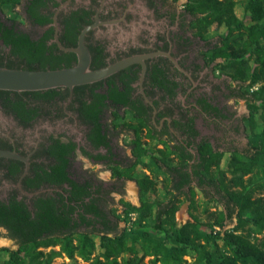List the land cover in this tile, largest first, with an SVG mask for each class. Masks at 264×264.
<instances>
[{
	"label": "flooded vegetation",
	"instance_id": "1",
	"mask_svg": "<svg viewBox=\"0 0 264 264\" xmlns=\"http://www.w3.org/2000/svg\"><path fill=\"white\" fill-rule=\"evenodd\" d=\"M27 1L21 4L25 24L14 20L33 41L45 38L47 70L78 63V56L68 50L78 48L86 29L92 70L146 57L142 83L143 65L134 63L99 82L77 85L73 91H0V151L17 156H0V214L13 230L32 229L33 223L45 224L50 207L57 213L73 209L72 224L77 221L80 230L103 229V216L105 225L112 224L110 201L120 192L112 184L111 167L115 161L128 164L122 151L131 133L126 127H112L115 114L122 118V125L138 116L148 126L144 135L151 131L158 142L186 148L192 156L202 140L215 148L200 130V124L228 120L218 94L226 92L227 97L228 84L216 86L208 76L209 68L218 71L217 62L209 64L205 56L215 44L195 35L192 18L184 7L172 8L173 0H45V25L29 17ZM116 99L118 105L113 104ZM203 101L227 118L205 108ZM191 125L199 135L193 136ZM65 161L67 178L76 188L62 182L57 173ZM108 171L111 174L105 180L101 175ZM73 192L82 200L71 201ZM88 221L93 225L86 227ZM0 238L19 247V240L4 226H0Z\"/></svg>",
	"mask_w": 264,
	"mask_h": 264
},
{
	"label": "trees",
	"instance_id": "2",
	"mask_svg": "<svg viewBox=\"0 0 264 264\" xmlns=\"http://www.w3.org/2000/svg\"><path fill=\"white\" fill-rule=\"evenodd\" d=\"M23 1L0 0V42L10 50L6 52L0 45V67L45 71V38L38 43L33 41L14 19L3 14V8H15ZM45 6V0H28L26 13L36 24L45 25ZM183 7L184 13L192 18L190 27L195 35L208 44L212 39L211 28L224 29L222 33H215L219 41L205 56L209 64L217 62L216 69L220 74L236 83L235 88L228 86L227 98L245 100L248 104L250 117L246 123L251 130L250 153L231 152L225 170L221 166L224 153L206 140L197 144L196 156L186 148H172L167 143L163 149L151 148L152 163L165 175L161 183L168 194L167 200L154 204L145 197L156 192L158 184L144 172L139 174L137 167L143 162L120 164L115 161L111 167L113 178L123 183L136 182L141 195L140 207L123 202L124 212L118 215L113 210L111 225H105L106 216H103V229L86 230H80L77 221L72 224L73 209L57 213L50 207L45 212V224L33 223L32 229L20 226L13 230L10 221L0 214V226L6 227L11 236L19 240L18 250L0 249V254L7 253L0 264H54V260L63 255L73 264H78V258L89 264H264V243L257 242L258 236L264 234V129L256 133L255 123L258 115L264 119V0H186ZM237 7L249 16V23L237 16ZM68 67L72 66L58 69ZM257 85L258 88L253 89ZM118 101L114 100L113 104L118 105ZM203 104L227 118L206 101ZM114 120L113 128L126 127L130 131L134 153L143 151L142 134L148 128L146 123L135 116L134 120L122 125L119 114L114 115ZM189 130L193 136L199 135L192 125ZM97 134L100 135L99 130ZM147 137L156 140L151 131ZM65 162L57 173L62 175V182L76 188L77 184L67 178L68 161ZM143 169L152 170L150 164H143ZM196 189L222 210L205 209L204 222L192 214L193 222L179 227L175 215L180 207V197L190 202L191 209L197 212ZM85 192L83 190L82 194ZM73 195L71 201L82 200V195L76 197L75 192ZM90 212L100 217L98 211L91 209ZM134 213L137 214V225L148 224L149 229L131 236L141 245L142 255L129 246L130 236L126 231L119 232V223L128 222V215ZM233 218L237 220L234 230H224ZM82 219L84 225L86 218ZM91 225L93 222L88 221L86 227ZM92 235L100 236L99 244ZM98 247L102 254H96ZM48 248L50 250L45 252ZM190 255L193 262L188 263L185 257Z\"/></svg>",
	"mask_w": 264,
	"mask_h": 264
},
{
	"label": "rangeland",
	"instance_id": "3",
	"mask_svg": "<svg viewBox=\"0 0 264 264\" xmlns=\"http://www.w3.org/2000/svg\"><path fill=\"white\" fill-rule=\"evenodd\" d=\"M174 1V0H173ZM239 1V0H236ZM175 2V1H174ZM186 3V0H178L175 3L172 4V8H176L177 10H180L184 4ZM237 16L240 19L245 20L246 23H249L250 19L249 16H247L243 9L241 7L236 8ZM3 14L4 16L12 19L19 20L20 24H25L23 22L22 16L24 14L23 6L19 5L15 8L12 7H5L3 8ZM192 22V20H191ZM27 27H29L27 25ZM35 32V29L32 30ZM222 33L224 31L223 28H220L217 30L216 26L211 28L210 35H212V39L210 40V44L214 45L218 43L219 37L215 35L216 32ZM204 50H202L203 52ZM208 52V51H207ZM218 62H222L219 60ZM214 72V73H213ZM214 75V76H213ZM208 76H210L211 83H213L216 86L223 85L224 81L228 86L235 88L236 83H231L232 81L223 76L222 74H219V71H214L211 68L208 69ZM237 87V86H236ZM209 89L212 90V86H209ZM224 93L218 92L220 99L224 102V106L226 109V114L228 115V120L220 123L219 125H211L210 123H205V125L200 124V130L202 131V136L207 137L209 140H211L212 144H214V147L218 149L220 152L224 153L223 160L221 161V166L223 169L226 170L227 164L229 161V158L231 156V152L237 151L241 153L242 155H248L250 153V146H249V137L251 136V130L249 128L248 123H246V119L250 117V110L248 108V104L245 100H238V99H228L227 97H224ZM256 133H260L264 129V119H262L259 115L256 117ZM203 127V128H202ZM144 133V132H143ZM132 136L129 135L125 141L126 145L123 147V153L125 154L124 157H126L128 164L131 162H143V164H150L151 171L147 169H143V164L141 163L137 167V171L139 174H142L143 172L147 175H149L152 179H154L157 182V191L149 193L145 199L151 203L154 204L155 201H165L168 198V194H166V191L164 190L163 184L161 183L162 180L165 178V175L162 174L157 170V168L152 163V153L149 152L151 148L156 149H163L164 145L166 143L158 142L157 140H151L147 137V135L142 134V148H144L143 151H138L136 154L133 151L132 148ZM137 154H140V158L137 157ZM176 160V159H175ZM98 171L99 169H95ZM111 172L108 171L105 172L103 175H101L105 180H108L110 177ZM227 177L230 178L231 175L228 173ZM112 184L114 187L118 188L120 192L114 193L112 195V201H110V204L113 206V210L117 211L118 215H121L124 212V207L122 205L123 202L130 203L132 206L140 207L141 205V195L139 187L137 186L136 182L133 181H127V182H119L112 181ZM196 205L198 206V211L195 212L193 209H191L190 202L185 201L184 197H180L181 203L178 212L175 215V221L176 224L180 227L185 225L188 222H193L192 214L197 215L198 218L201 221H205L206 219V213L205 209H208L209 211H215L216 209L222 210V207H219L217 203L213 200H208L204 197V195L196 189ZM264 196V192L262 194ZM129 219L128 222H120L119 223V232L126 231V233L130 236L129 237V246L132 248H135L140 255H142V247L137 241H133L131 236L135 234H141L144 230L147 229L148 224L143 225H137V214H130L128 215ZM237 220L233 218V221L227 222V225L225 226L224 230H231L236 227ZM219 230V229H218ZM93 240L96 242V244L100 243V236L92 235L91 236ZM258 243H264V234L258 236ZM0 249H9V250H18L19 247L14 245L11 242L6 241L3 238H0ZM56 250L59 249V247L55 248ZM50 248L45 249V252H48ZM102 250L98 247L96 250V254H102ZM7 253L3 252L0 254V263L6 259ZM185 260L188 263L193 262V256H186ZM148 261V258L146 259ZM54 264H73L70 259H68L65 255H63L60 258H56L54 260ZM78 264H89L85 263L81 259L78 258Z\"/></svg>",
	"mask_w": 264,
	"mask_h": 264
},
{
	"label": "water",
	"instance_id": "4",
	"mask_svg": "<svg viewBox=\"0 0 264 264\" xmlns=\"http://www.w3.org/2000/svg\"><path fill=\"white\" fill-rule=\"evenodd\" d=\"M88 29L84 30L79 39V46L76 49H64L75 53L78 56V63L70 68L47 71H32L25 69H10L0 67V91L10 92H38L58 88H68L71 91L75 87L99 82L117 73L120 70L134 63H142L143 81L146 66L143 63L146 57H133L111 65L100 70L91 69V55L85 45V35ZM1 157L17 156L13 153L0 151Z\"/></svg>",
	"mask_w": 264,
	"mask_h": 264
},
{
	"label": "built area",
	"instance_id": "5",
	"mask_svg": "<svg viewBox=\"0 0 264 264\" xmlns=\"http://www.w3.org/2000/svg\"><path fill=\"white\" fill-rule=\"evenodd\" d=\"M258 88V85L256 87H254L253 89H257Z\"/></svg>",
	"mask_w": 264,
	"mask_h": 264
}]
</instances>
